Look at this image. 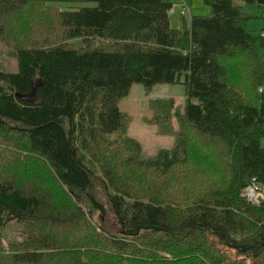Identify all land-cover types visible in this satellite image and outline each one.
Listing matches in <instances>:
<instances>
[{"label": "trees", "instance_id": "trees-1", "mask_svg": "<svg viewBox=\"0 0 264 264\" xmlns=\"http://www.w3.org/2000/svg\"><path fill=\"white\" fill-rule=\"evenodd\" d=\"M236 2L264 10L204 0L171 28L170 0H0L17 62L0 71V264H264V14ZM133 84L184 88L149 101L175 139L150 159L118 108Z\"/></svg>", "mask_w": 264, "mask_h": 264}, {"label": "rangeland", "instance_id": "rangeland-1", "mask_svg": "<svg viewBox=\"0 0 264 264\" xmlns=\"http://www.w3.org/2000/svg\"><path fill=\"white\" fill-rule=\"evenodd\" d=\"M182 1L187 5V7L191 9V12H189L188 9L187 14L183 15V17L180 16L178 9L179 4L183 3ZM170 2L173 3V7L175 8V12L173 14H169V24L171 28H178L182 22H186L188 24L191 16L206 17L210 14V8L204 4V0H170ZM236 3L239 7L242 8V11L246 14H264V10H254L253 8L247 7L242 3ZM95 5L96 4L94 3H77L66 4L65 6L71 8H81L94 7ZM262 24H264V16L261 21L258 19L252 20L248 24V27L249 30L257 29L260 26L262 27ZM262 31L264 32V29ZM0 71L10 73L17 72V62L13 51L5 47L1 43ZM156 98H172L175 101V106H180L184 98V88L182 85L158 84L151 87L149 90H146L141 84H133L130 88L129 94L126 97L122 98L118 103V108L120 112L125 114L129 120L126 134L137 140L142 146V159H150L154 157L156 153L161 149H170L173 146L175 140L172 135H158L156 133V128L145 121V119H149L151 117V112L148 105L149 101ZM172 127L175 131L177 130L174 122L172 123ZM261 147L264 148V140L261 141ZM40 167H45V165L42 164ZM195 175L196 174H194V176ZM152 179H155V177H152ZM34 180L31 184H26L24 186V188L28 189V193H32L35 191V189H37L35 184H33ZM195 186L196 184L193 185L194 188ZM174 187L178 189L177 186L174 185ZM42 191L47 197L51 208L63 209L67 208L70 205L69 203H65L63 200H61L58 195V191H51L47 188H43ZM50 201H52L54 204L51 205ZM179 201L180 204L183 203L181 200ZM39 226L40 228H42L41 225ZM43 229L45 231H51V233H56L59 231V228H52L46 225L43 226ZM2 232L3 234H5L6 241L12 239L20 240L22 238L21 236L23 235L22 227L16 223H10L2 230ZM6 241H3L4 246H6Z\"/></svg>", "mask_w": 264, "mask_h": 264}, {"label": "built area", "instance_id": "built-area-1", "mask_svg": "<svg viewBox=\"0 0 264 264\" xmlns=\"http://www.w3.org/2000/svg\"><path fill=\"white\" fill-rule=\"evenodd\" d=\"M179 14L181 16L187 14L188 7L187 5L183 2L179 4ZM175 12V8L172 7L171 10L169 11V14H173ZM264 29V27H263ZM261 37L264 38V32H261ZM263 194V192H262ZM262 194L258 191V189L254 186H250L245 189L243 196H245L249 201H253L254 203L258 204L259 203V198L262 197Z\"/></svg>", "mask_w": 264, "mask_h": 264}, {"label": "crops", "instance_id": "crops-1", "mask_svg": "<svg viewBox=\"0 0 264 264\" xmlns=\"http://www.w3.org/2000/svg\"><path fill=\"white\" fill-rule=\"evenodd\" d=\"M183 2V1H182ZM188 9H189V12H191V9L188 7Z\"/></svg>", "mask_w": 264, "mask_h": 264}]
</instances>
